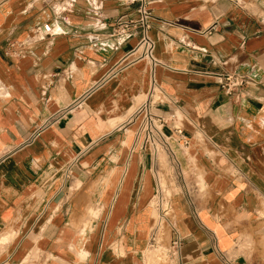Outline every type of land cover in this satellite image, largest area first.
Here are the masks:
<instances>
[{
  "label": "crops",
  "instance_id": "0c3cea01",
  "mask_svg": "<svg viewBox=\"0 0 264 264\" xmlns=\"http://www.w3.org/2000/svg\"><path fill=\"white\" fill-rule=\"evenodd\" d=\"M138 6L0 0V264H264V0H149L156 63Z\"/></svg>",
  "mask_w": 264,
  "mask_h": 264
},
{
  "label": "built area",
  "instance_id": "2783aa9c",
  "mask_svg": "<svg viewBox=\"0 0 264 264\" xmlns=\"http://www.w3.org/2000/svg\"><path fill=\"white\" fill-rule=\"evenodd\" d=\"M139 6L137 16L129 18L120 16L112 25L113 36H131L136 32L140 34L136 46L132 49L131 54L135 56L134 60L147 59L153 63L157 60L154 57V41L149 35L154 16L149 6V0H138ZM26 48V42H10L7 48V54L19 56ZM214 78L220 88L227 94L244 88L249 82V77L242 74L217 73ZM136 114H143L139 134L143 137L144 143L157 151L159 147H165L168 144L169 136L166 135L164 128L167 126L169 118L154 114L149 109V101H145L136 110ZM175 248L180 246L179 240L173 243Z\"/></svg>",
  "mask_w": 264,
  "mask_h": 264
}]
</instances>
